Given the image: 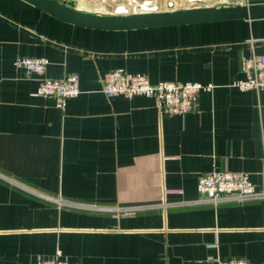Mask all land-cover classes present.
Here are the masks:
<instances>
[{"label": "crops", "instance_id": "obj_1", "mask_svg": "<svg viewBox=\"0 0 264 264\" xmlns=\"http://www.w3.org/2000/svg\"><path fill=\"white\" fill-rule=\"evenodd\" d=\"M73 1L120 15L264 4ZM253 52L264 54V17L102 30L0 0V264L58 254L70 264H264V198L214 203L197 190L217 168L248 172L264 191V89L232 85ZM18 55L50 63L28 74ZM115 69L215 87L196 110L168 115L154 97L106 95ZM73 73L81 93L63 107L37 93L44 77Z\"/></svg>", "mask_w": 264, "mask_h": 264}, {"label": "built area", "instance_id": "obj_2", "mask_svg": "<svg viewBox=\"0 0 264 264\" xmlns=\"http://www.w3.org/2000/svg\"><path fill=\"white\" fill-rule=\"evenodd\" d=\"M105 1V0H103ZM171 4V2H169ZM50 61L43 56L18 55L14 64L28 74H44ZM245 77L233 80L232 85L241 90L264 89V54L254 52L242 61ZM212 82L160 80L152 82L142 73H129L123 69L111 71L103 83L102 91L108 95H122L131 98L136 95L154 97L168 115L187 114L197 109L198 97L203 90H213ZM37 93L51 96L58 107H63L66 100L81 93L80 77L69 74L62 79L44 77ZM197 190L204 200L217 203L224 199L239 201L264 198V191H258L248 172L230 171L214 168L199 177ZM36 264H70L68 257L39 261ZM217 264H249L245 259L218 260Z\"/></svg>", "mask_w": 264, "mask_h": 264}, {"label": "water", "instance_id": "obj_3", "mask_svg": "<svg viewBox=\"0 0 264 264\" xmlns=\"http://www.w3.org/2000/svg\"><path fill=\"white\" fill-rule=\"evenodd\" d=\"M68 23L102 30H133L231 19L264 17V4L199 7L166 12L101 14L80 10L73 1L24 0Z\"/></svg>", "mask_w": 264, "mask_h": 264}, {"label": "rangeland", "instance_id": "obj_4", "mask_svg": "<svg viewBox=\"0 0 264 264\" xmlns=\"http://www.w3.org/2000/svg\"><path fill=\"white\" fill-rule=\"evenodd\" d=\"M67 1H73V0H67ZM73 2H74V1H73ZM88 9H90V10H85V11L94 12V11H93L94 8L88 7ZM107 9H109V10H114V9H112L111 7H107ZM82 10H84V9H82ZM94 10H96V9H94ZM104 10H106V9H105V8L99 9V11H101V12H96V13H104V12H103ZM115 10H117V9H115ZM96 11H97V10H96ZM128 11H132V9H129V10H127V11H123V12H128ZM115 14H119V13H115Z\"/></svg>", "mask_w": 264, "mask_h": 264}]
</instances>
